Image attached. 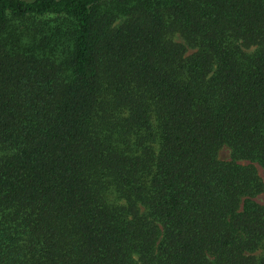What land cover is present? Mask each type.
<instances>
[{"label":"trees","instance_id":"1","mask_svg":"<svg viewBox=\"0 0 264 264\" xmlns=\"http://www.w3.org/2000/svg\"><path fill=\"white\" fill-rule=\"evenodd\" d=\"M263 191L264 0H0V264H264Z\"/></svg>","mask_w":264,"mask_h":264},{"label":"rangeland","instance_id":"2","mask_svg":"<svg viewBox=\"0 0 264 264\" xmlns=\"http://www.w3.org/2000/svg\"><path fill=\"white\" fill-rule=\"evenodd\" d=\"M217 156L219 159L227 160L229 158V149L226 146L221 147L217 152ZM256 171H257L258 175H260V176L262 175L261 169L257 165H256ZM254 200L257 201L258 203H262L264 201V191L261 192L260 194L256 195L254 197Z\"/></svg>","mask_w":264,"mask_h":264}]
</instances>
